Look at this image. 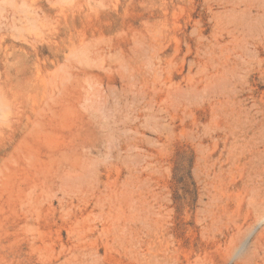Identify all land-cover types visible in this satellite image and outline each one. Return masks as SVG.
<instances>
[{
  "label": "rangeland",
  "instance_id": "obj_1",
  "mask_svg": "<svg viewBox=\"0 0 264 264\" xmlns=\"http://www.w3.org/2000/svg\"><path fill=\"white\" fill-rule=\"evenodd\" d=\"M246 256L264 0H0V264Z\"/></svg>",
  "mask_w": 264,
  "mask_h": 264
},
{
  "label": "bare ground",
  "instance_id": "obj_2",
  "mask_svg": "<svg viewBox=\"0 0 264 264\" xmlns=\"http://www.w3.org/2000/svg\"><path fill=\"white\" fill-rule=\"evenodd\" d=\"M254 234H255V230L254 229H252L251 230V232L249 233V235L247 236V238L244 240V241H242V243H239V245H237V246H235L234 248H232V250L230 251V253L229 254H227L228 255V258H227V262H236L237 260H239L240 258H244L243 256H244V254H245V252H246V250H247V247H248V245H249V243H250V241H251V239H252V237L254 236ZM241 245V246H240ZM255 246V245H254ZM259 247V246H258ZM260 248V247H259ZM255 250V249H254ZM255 251H257L258 252V249H256ZM254 252V251H253ZM249 255H252V254H249ZM248 255V256H249ZM259 255V254H258ZM248 256H246L249 260H251V258H249ZM253 256H257V255H255V254H253ZM260 256H261V254H260ZM262 257V256H261ZM260 257V258H261ZM246 260V259H245ZM263 260H264V256H263ZM256 261V258L255 257H253L252 258V260L250 261V264H251V262H255ZM262 261V260H261ZM136 262L138 263V264H142L141 263V261L139 260V259H136ZM226 262V263H227ZM153 262L152 261H147V262H145L144 264H152ZM256 264H259L257 261L255 262Z\"/></svg>",
  "mask_w": 264,
  "mask_h": 264
}]
</instances>
